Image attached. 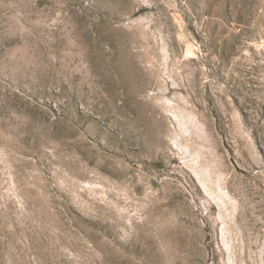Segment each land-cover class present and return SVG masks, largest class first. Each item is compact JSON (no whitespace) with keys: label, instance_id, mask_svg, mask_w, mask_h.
I'll use <instances>...</instances> for the list:
<instances>
[{"label":"rangeland","instance_id":"1","mask_svg":"<svg viewBox=\"0 0 264 264\" xmlns=\"http://www.w3.org/2000/svg\"><path fill=\"white\" fill-rule=\"evenodd\" d=\"M202 263L264 264V0H0V264Z\"/></svg>","mask_w":264,"mask_h":264},{"label":"bare ground","instance_id":"2","mask_svg":"<svg viewBox=\"0 0 264 264\" xmlns=\"http://www.w3.org/2000/svg\"><path fill=\"white\" fill-rule=\"evenodd\" d=\"M192 46V45H191ZM193 48H195V47H193ZM152 70V67H149V72ZM159 213V212H158ZM163 213V212H162ZM159 216V215H158ZM159 218V217H158ZM159 220H160V218H159ZM167 222V221H166ZM164 223V222H163ZM161 224V223H160ZM175 254V253H174ZM201 258H203V256L201 257ZM198 262V261H197ZM203 262V261H202ZM203 264V263H202Z\"/></svg>","mask_w":264,"mask_h":264}]
</instances>
